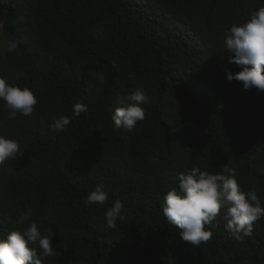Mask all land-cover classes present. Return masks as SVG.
Wrapping results in <instances>:
<instances>
[{
  "label": "trees",
  "instance_id": "1",
  "mask_svg": "<svg viewBox=\"0 0 264 264\" xmlns=\"http://www.w3.org/2000/svg\"><path fill=\"white\" fill-rule=\"evenodd\" d=\"M264 0H0V78L30 88L31 116L0 99V135L21 156L0 166V240L35 222L53 232L42 264H264V217L236 240L224 210L199 247L164 217V196L193 167L236 169L264 207V92L228 80L225 32ZM18 48L8 51L12 39ZM143 88L145 119L127 132L111 116ZM81 113L63 131L60 115ZM100 184L104 204L87 196ZM124 208L115 229L105 212ZM37 247L39 251L38 245Z\"/></svg>",
  "mask_w": 264,
  "mask_h": 264
},
{
  "label": "clouds",
  "instance_id": "2",
  "mask_svg": "<svg viewBox=\"0 0 264 264\" xmlns=\"http://www.w3.org/2000/svg\"><path fill=\"white\" fill-rule=\"evenodd\" d=\"M18 39H12L8 51L13 52L19 46ZM225 48L232 55L229 62L241 67L232 73L227 69L228 80L242 83L245 90L255 88L264 92V7L251 11L249 19L242 24L233 23L225 32ZM0 99L9 110V119H15L17 114L31 116L38 103L34 92L28 87L9 85L0 78ZM149 103V97L143 88H138L131 94L120 95L111 119L116 129L123 128L131 133L139 122L145 119V109L141 105ZM87 111V106L77 102L72 106V115H60L51 129L63 131L81 113ZM19 143L11 138L0 135V166L6 161L17 160L21 156ZM236 169L224 165L220 173L201 171L197 167L185 169L178 175V190L172 188L164 196L162 212L167 220L180 230L181 239L195 247L206 243L213 237V232L206 228L221 215L224 210L226 230L236 240L251 236L254 223L264 217V207L255 189L245 194L236 179ZM98 184L87 196L89 204H104L108 194ZM123 203L115 200L112 207L105 212L106 227L115 229L119 218L123 221ZM53 232L47 229L42 234L41 229L32 222L24 231L13 230L6 239L0 240V264H42L53 256ZM39 251L37 250V246Z\"/></svg>",
  "mask_w": 264,
  "mask_h": 264
},
{
  "label": "rangeland",
  "instance_id": "3",
  "mask_svg": "<svg viewBox=\"0 0 264 264\" xmlns=\"http://www.w3.org/2000/svg\"><path fill=\"white\" fill-rule=\"evenodd\" d=\"M5 46L4 42L0 38V47L3 48Z\"/></svg>",
  "mask_w": 264,
  "mask_h": 264
}]
</instances>
